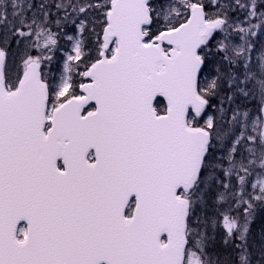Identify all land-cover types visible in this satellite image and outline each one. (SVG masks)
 <instances>
[{
  "label": "snow or ice",
  "instance_id": "obj_1",
  "mask_svg": "<svg viewBox=\"0 0 264 264\" xmlns=\"http://www.w3.org/2000/svg\"><path fill=\"white\" fill-rule=\"evenodd\" d=\"M0 264H264V0H0Z\"/></svg>",
  "mask_w": 264,
  "mask_h": 264
}]
</instances>
